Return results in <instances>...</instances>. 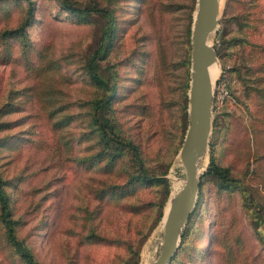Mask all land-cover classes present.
<instances>
[{
	"label": "rangeland",
	"instance_id": "rangeland-1",
	"mask_svg": "<svg viewBox=\"0 0 264 264\" xmlns=\"http://www.w3.org/2000/svg\"><path fill=\"white\" fill-rule=\"evenodd\" d=\"M62 1L87 10L65 12ZM34 2L29 54L20 59L15 43L6 50L0 42V107L12 105L0 115L9 122L0 137H11L0 143V175L19 221L16 235L39 264L149 262L174 182L183 180L177 154L187 125L186 16L193 4L192 19L195 0ZM3 6L0 32L22 18V5ZM106 11L116 17L113 46L90 64L108 84L117 74L119 96L94 111L107 92L85 66L101 45ZM211 44L219 71L199 169L212 156L219 173L201 175L169 264H264V0H220ZM139 169L164 182L126 186ZM0 264H22L1 226Z\"/></svg>",
	"mask_w": 264,
	"mask_h": 264
},
{
	"label": "water",
	"instance_id": "water-1",
	"mask_svg": "<svg viewBox=\"0 0 264 264\" xmlns=\"http://www.w3.org/2000/svg\"><path fill=\"white\" fill-rule=\"evenodd\" d=\"M194 4L189 35L187 125L177 154L183 180L168 197L155 258L138 264H169L177 250L181 230L195 207L199 180L207 166L198 171L200 159L207 154L212 126L213 90L208 68L217 61L211 38L217 30L219 0H195Z\"/></svg>",
	"mask_w": 264,
	"mask_h": 264
},
{
	"label": "trees",
	"instance_id": "trees-1",
	"mask_svg": "<svg viewBox=\"0 0 264 264\" xmlns=\"http://www.w3.org/2000/svg\"><path fill=\"white\" fill-rule=\"evenodd\" d=\"M134 1V0H133ZM11 2L15 5H22V18L19 21L16 26H14L11 29H3L0 32V42L3 44V49H11L12 43H15L16 47L18 48L19 52V58L22 59L24 56L29 54V52L32 50V44L29 39L28 30L27 28L32 24L34 20V12H35V2L34 0H0V13L5 12L6 9L3 6V4ZM63 2V8L65 12L70 13H77L79 14L83 10L87 9H78L70 6L69 4ZM193 4L190 6L188 13H187V19L188 22L191 21L190 12L192 11ZM106 17L108 18V25L104 28L102 33V42L101 45L97 47L95 52L91 55L89 63L85 66V72L88 76V79L91 81L92 84H95L99 86L101 89H103L105 92H107L105 95H102L100 98L96 99L94 103V111L96 110H106L110 108V106H113V103L117 100V97L119 96V85L117 83V74L113 75V80L110 84H108L103 79L99 78L98 75L95 73L93 67L91 66L90 62L97 58L100 54L101 56H106L113 46V37L114 34H116V17L113 12L106 11L105 13ZM9 52V51H6ZM216 52V51H215ZM12 107V105L5 104L4 108L0 107V115L4 114L5 112H8V110ZM109 118L103 119V123L108 125V128L111 130V126H109ZM9 122H1L0 121V131L3 130L5 127L8 128ZM93 123L97 125L99 123L98 119L93 118ZM100 124V123H99ZM105 125V126H106ZM100 131L101 136L104 134V127L101 125L97 127ZM11 139L10 136L0 137V143L4 145L7 141ZM114 142V141H113ZM117 142V141H116ZM114 142L115 144H117ZM126 146L130 147L131 150H133L136 153H138L135 145H133L130 142H126ZM113 157V156H112ZM111 157V158H112ZM219 169V168H218ZM222 174V181H220V186H222L223 182L226 181V177L224 176V170L221 168L219 169ZM217 166L215 165L212 156L209 157V165L207 170L205 171V174H218ZM154 181H163L161 178H148L146 177L145 173L142 171V169H139V173L136 174L134 177H130L128 181H126V186H132V184L135 183L137 186H144L147 187L150 183ZM5 179L2 178L0 175V226L3 230L4 236L9 242L10 245H12L16 251L18 252V256L21 259L22 264H39L37 263L29 251V249L24 246L21 242V240L17 237L16 231L19 221L17 219L13 218L12 215V209L10 205V197L5 189L6 187ZM223 186H226V184H223ZM178 252V251H177ZM177 252H175L177 254ZM173 256L171 260H173L175 257ZM170 260V261H171Z\"/></svg>",
	"mask_w": 264,
	"mask_h": 264
},
{
	"label": "bare ground",
	"instance_id": "bare-ground-1",
	"mask_svg": "<svg viewBox=\"0 0 264 264\" xmlns=\"http://www.w3.org/2000/svg\"><path fill=\"white\" fill-rule=\"evenodd\" d=\"M219 7H220V0H219ZM210 42V41H209ZM208 71H209V75H210V78H211V82H213V80L215 79L216 76H218V71H219V68H218V65L215 63V64H212L211 66H209L208 68ZM206 155H204L200 161H199V164H198V171H200L199 169V166H200V163L201 161L204 159ZM180 183H178L177 181L174 182V190L178 189ZM172 193V192H171Z\"/></svg>",
	"mask_w": 264,
	"mask_h": 264
}]
</instances>
